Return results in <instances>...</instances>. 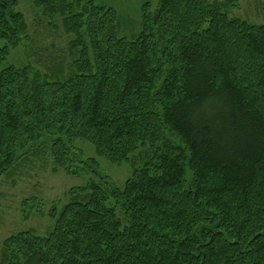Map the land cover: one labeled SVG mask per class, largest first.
Instances as JSON below:
<instances>
[{
    "label": "trees",
    "instance_id": "1",
    "mask_svg": "<svg viewBox=\"0 0 264 264\" xmlns=\"http://www.w3.org/2000/svg\"><path fill=\"white\" fill-rule=\"evenodd\" d=\"M31 2L67 43L35 64L0 0V178L45 152L88 176L43 233L4 237L0 264H264V23L231 16L239 0H157L128 38L113 7ZM96 156L127 163L121 185Z\"/></svg>",
    "mask_w": 264,
    "mask_h": 264
},
{
    "label": "rangeland",
    "instance_id": "2",
    "mask_svg": "<svg viewBox=\"0 0 264 264\" xmlns=\"http://www.w3.org/2000/svg\"><path fill=\"white\" fill-rule=\"evenodd\" d=\"M96 4L113 7L117 14V33L131 38L141 29V6L145 2L153 5L157 0H93ZM238 7L230 11L231 16L244 18L253 23H264V0H239ZM20 10L30 28V56L32 62L43 65V61L61 53V48L67 43V37L58 28L60 20L49 19L41 9L32 6L31 0H18ZM16 49L8 56V61L16 60ZM54 53V54H53ZM39 60V61H37ZM77 147L83 149V156H93V147L82 140H76ZM98 170L107 174L117 185H121L129 175L127 163L121 165L111 163L102 156H96ZM90 175V174H89ZM88 174L71 176L64 171H52L48 154L39 156L30 154L23 166L14 174H4L0 178V243L7 235L24 229L27 226L36 228L40 233L48 226L47 209L53 204L60 205L66 199L69 187L80 184ZM26 201L29 218L23 221L22 202ZM33 203V204H32ZM32 205V206H30ZM1 246V245H0Z\"/></svg>",
    "mask_w": 264,
    "mask_h": 264
}]
</instances>
